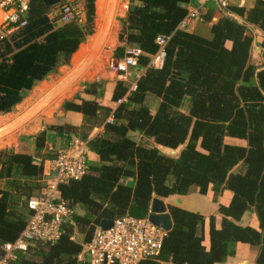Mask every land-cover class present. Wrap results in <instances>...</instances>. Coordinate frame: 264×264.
I'll use <instances>...</instances> for the list:
<instances>
[{"label": "trees", "instance_id": "1", "mask_svg": "<svg viewBox=\"0 0 264 264\" xmlns=\"http://www.w3.org/2000/svg\"><path fill=\"white\" fill-rule=\"evenodd\" d=\"M67 1L30 0L28 24L0 41V116L70 65L94 34L96 0H84L83 25H55L51 13ZM191 1L130 0L114 57L123 58L128 47L138 48L144 53L139 67L146 69L158 50L157 38L166 36L165 65L147 69L127 101L129 85L119 81L114 111L97 102L90 86L65 102V110L84 116L83 140L95 127L104 128L90 141L99 158L88 160V174L59 186V196L83 213L75 214L59 241L18 253L10 264H90L78 256L103 220L126 215L145 219L154 197L193 193L218 203L219 214L207 218L169 207L174 226L162 252L140 264H222L245 245L259 247L254 264H264V36L259 45L263 63L253 62V29L264 34V0L250 9L238 7L240 0H227L210 38L180 29ZM131 133L147 140L137 142ZM46 143L43 131L36 137L37 157L48 158ZM158 146L183 149L174 157ZM33 163L30 153L0 154V180L7 181L0 188V247L19 238L30 215L24 198L43 189V167ZM249 213L254 220L245 226L243 217ZM76 228L84 243L72 239Z\"/></svg>", "mask_w": 264, "mask_h": 264}, {"label": "built area", "instance_id": "2", "mask_svg": "<svg viewBox=\"0 0 264 264\" xmlns=\"http://www.w3.org/2000/svg\"><path fill=\"white\" fill-rule=\"evenodd\" d=\"M217 1L221 8L228 7L227 0ZM0 11L4 13V19L0 23L1 41L28 24L30 0H0ZM199 15V11H190L181 22L180 29H186ZM85 20L84 8L76 0H68L60 8L62 25H83ZM169 40L170 37L166 36L157 38L158 50L150 56L146 69H143L144 74L147 69H163ZM143 55L140 49L128 47L123 58H111L110 69L121 81L130 83L132 71L140 68V58ZM143 75H135L136 81L129 84V91L123 101H127V97L137 90V83ZM108 122L112 123L113 118L110 117ZM88 160L87 145L81 140L71 141L52 159L34 157L33 164L42 166L44 170L43 189L24 199L25 207L30 213L26 227L16 241L0 247V264H10L17 259L18 253H27L38 244L52 245L61 239L65 226L74 223L76 211L70 201L59 196V186L85 177L89 172ZM54 173H57L56 177H52ZM168 233L150 223L148 218L138 219L126 215L113 220V226L109 230L104 231L97 226L91 241L84 245L83 253L78 256V261L87 259L90 264H140L153 260L162 252ZM79 234L76 228L72 239L76 241Z\"/></svg>", "mask_w": 264, "mask_h": 264}, {"label": "crops", "instance_id": "3", "mask_svg": "<svg viewBox=\"0 0 264 264\" xmlns=\"http://www.w3.org/2000/svg\"><path fill=\"white\" fill-rule=\"evenodd\" d=\"M76 1L84 7V0ZM256 1L257 0H240L237 6L244 9H250L254 6ZM95 6V34L90 37L91 40L90 38L87 39L86 43L80 46L81 49L79 48V53L77 52L73 56L71 64L68 66H62L56 74L50 75L47 80L39 83V85L34 88L33 97L36 95L38 96L31 106L24 109L22 114H19L17 117L12 116L14 113L12 111L11 113L0 116V120H2L0 122V142L1 144L3 143L4 150L13 148L18 152L30 153L34 157H37V148L35 144L36 137L39 133L46 131L47 143L43 150V154H46L48 157L46 158L47 160L52 159L55 153L65 149L73 140H81L86 143L88 158L90 160H98L99 157L92 150L90 141L103 133V126L95 127L90 132H87L88 137L86 140H83L80 136V129L83 126L84 116L78 112L65 110L64 104L66 101L74 100L77 96L81 95L86 87L90 86L91 89L96 92L97 102L101 106L110 108L113 111L118 107V105L113 102L112 97L117 83L121 81L119 76L108 71L101 72L99 68L89 64L85 58L88 56L87 53L89 51L92 52L96 48L97 40L101 35L103 27L108 25V20H110V28L107 37L110 36L111 40H113L111 44L113 49L115 50L117 48L119 45L118 33L121 27H123L121 20L126 17L130 9V0H96ZM187 9L189 12L199 11L200 13L199 17L190 23L187 28L188 31L210 38L212 36V23L217 21L222 12V8L219 6L218 1L192 0L187 5ZM58 17H60V9L57 7L52 11L51 18ZM205 17H210V20H205ZM235 18L243 22V19L239 16H235ZM3 19L4 13L0 11V23ZM55 25L60 27L62 24L59 20V24L55 23ZM253 32L255 35L254 45H256V48H258L257 50L261 54L262 50L259 45L263 40L264 34L255 28L253 29ZM104 44L98 51H101ZM132 73L133 75L130 83H132L133 80L136 81V74L143 75L144 71L143 69L138 68L133 69ZM130 83L127 84L129 85ZM20 105L16 108H21L22 106ZM152 112H156V104H153ZM21 120V125L17 126V123ZM50 127H64V129L61 131L53 129L49 130ZM3 130H6L7 134L1 135ZM131 137L137 142H144L147 140L137 133H131ZM158 147L160 149L165 148L162 146ZM6 182V179L0 180L1 189L6 188ZM190 195L189 200L185 203L187 209L207 218L219 214V204L212 202L209 197L198 193ZM77 208L80 209L82 214L83 210L79 206H75L76 213H79ZM253 220L254 213H249L243 217V225L247 226L251 224ZM83 240L84 236L82 234H79L76 238L77 242L80 241L79 243H84ZM258 253L259 247L245 245L238 248L236 256L229 257L227 261L222 264H254Z\"/></svg>", "mask_w": 264, "mask_h": 264}, {"label": "rangeland", "instance_id": "4", "mask_svg": "<svg viewBox=\"0 0 264 264\" xmlns=\"http://www.w3.org/2000/svg\"><path fill=\"white\" fill-rule=\"evenodd\" d=\"M59 20H60V18L58 17V18H53V21H55L57 24H59ZM85 23V22H84ZM83 23V24H84ZM122 27H121V29H120V31H119V35H120V33L122 32ZM95 31H96V19H95V23H94V34H95ZM102 32V31H101ZM119 35H118V38H119ZM91 36H93V35H91ZM90 36V37H91ZM90 37H88V39L90 38ZM90 40H91V38H90ZM112 41L113 40H111V37L110 36H108L107 37V40H106V42H105V44H104V47L101 49V51H96V52H91V51H89L87 54H88V56L85 58L86 59V61L89 63V64H92V65H94V67H97V68H99L100 69V71L102 72V71H108V72H111V73H113L112 71H111V69H110V61H111V58H113L114 57V53H115V50L117 49H113V46L111 45L112 44ZM120 43V42H119ZM120 45V44H119ZM118 45V46H119ZM117 46V47H118ZM112 49H113V51H112ZM258 48H256V45H254V49H253V62L257 65V66H260V65H262V63H263V58H262V52H261V54L259 53V51L257 50ZM80 50V49H79ZM115 58V57H114ZM73 60V59H72ZM77 60V59H76ZM91 66V65H90ZM39 85V84H38ZM37 85V86H38ZM130 86V85H129ZM33 90H35V89H33ZM29 91V92H27L26 93V97H25V100L22 102L23 104H21L20 106H22L21 108H16L15 107V109L13 110V115L12 116H18L19 114H22V112L24 111V109L25 108H27L28 106H31L35 101L34 100H36V97L38 96V95H36V96H34L33 97V95H34V91ZM34 99H33V98ZM23 109V110H22ZM2 120H0V122H1ZM21 123H22V120L21 121H19L18 123H17V126H19V125H21ZM4 134H7V131L6 130H3L2 132H1V135H4ZM38 136V135H37ZM35 144H36V140H35ZM151 145H152V143H150ZM162 149V148H161ZM183 149V146L182 147H180L179 149H177V150H174V152H175V154H170L169 152L172 150V149H165V148H163L162 150H163V152L164 153H166L167 155H170V156H174V157H178L179 156V154H180V152H181V150ZM170 150V151H169ZM4 151H9V153H14V152H17V150H15V149H13V148H10V149H6V150H4V146H3V143L1 144V142H0V154L2 153V152H4ZM173 151V150H172ZM56 154L57 153H55L54 155H53V158L56 156ZM38 156V155H37ZM77 210H78V212L81 214V212H80V209H78L77 208ZM78 242H80V241H78Z\"/></svg>", "mask_w": 264, "mask_h": 264}, {"label": "water", "instance_id": "5", "mask_svg": "<svg viewBox=\"0 0 264 264\" xmlns=\"http://www.w3.org/2000/svg\"><path fill=\"white\" fill-rule=\"evenodd\" d=\"M169 153L175 154L174 150L173 151L171 150ZM56 175L57 173H54L52 177H56ZM190 196L191 195H173L168 198L154 197L150 204L149 214L147 217L149 222L170 233L173 229L174 223L169 211V207L173 206L192 212L191 210L187 209V207L185 206V203L186 201L189 200ZM112 226H113V220H103L100 224V227L104 231L109 230L110 228H112Z\"/></svg>", "mask_w": 264, "mask_h": 264}, {"label": "bare ground", "instance_id": "6", "mask_svg": "<svg viewBox=\"0 0 264 264\" xmlns=\"http://www.w3.org/2000/svg\"><path fill=\"white\" fill-rule=\"evenodd\" d=\"M108 25H106V27H103L101 35L99 36V38L97 40L96 48L94 49V51H92L93 53L98 51L102 47V45L104 44V42H105V40L107 38V35H108L109 28H110V20H108Z\"/></svg>", "mask_w": 264, "mask_h": 264}]
</instances>
